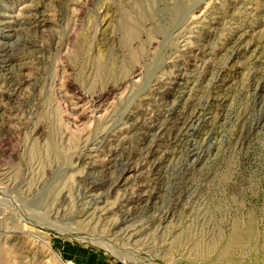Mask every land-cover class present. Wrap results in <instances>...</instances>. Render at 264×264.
Instances as JSON below:
<instances>
[{
    "label": "rangeland",
    "instance_id": "rangeland-1",
    "mask_svg": "<svg viewBox=\"0 0 264 264\" xmlns=\"http://www.w3.org/2000/svg\"><path fill=\"white\" fill-rule=\"evenodd\" d=\"M0 48V264H264V0H0Z\"/></svg>",
    "mask_w": 264,
    "mask_h": 264
},
{
    "label": "bare ground",
    "instance_id": "bare-ground-1",
    "mask_svg": "<svg viewBox=\"0 0 264 264\" xmlns=\"http://www.w3.org/2000/svg\"><path fill=\"white\" fill-rule=\"evenodd\" d=\"M39 3L40 2H33V4L32 5H30V6H28V9H27V11L30 13V14H32L34 17H36V20H35V23L36 24H40V23H42L43 21H44V19H43V16H42V14H41V12H39V10H40V5H39ZM236 16V15H235ZM32 17V16H31ZM237 34V33H236ZM5 52V50L3 49V48H0V71L2 70L3 72V74H2V76H3V80L1 81V84H0V86L2 87V86H4V88L6 87V89L5 90H7V92H6V96L7 97H9V96H11L12 94H13V91L14 90H17V89H15V88H17V87H19V85H20V79H21V77L20 78H18L16 75H14V73H12V72H10L11 70L9 69V66L11 65V64H13V60H11V59H8L7 58V56H6V54L4 53ZM9 56V55H8ZM6 67V68H5ZM18 68H20V67H18ZM18 71V70H17ZM20 75V74H19ZM182 79V78H181ZM180 83V82H179ZM196 83V82H195ZM178 84V83H177ZM180 85V84H179ZM0 87V88H1ZM179 87V86H178ZM163 88V87H162ZM112 89H114L113 87H110V88H108V93L109 92H111L112 91ZM4 89H3V91H5ZM155 91V90H154ZM158 92V91H157ZM1 93V96H4V92H0ZM102 93H104V92H102ZM158 97V96H157ZM160 97H161V95H160ZM163 97V96H162ZM11 98V97H10ZM166 101V100H165ZM183 104H185V103H183ZM179 105V104H178ZM188 105V104H187ZM185 106V105H184ZM186 107V106H185ZM192 107V106H191ZM191 107H190V109H191ZM188 108V107H187ZM193 108V107H192ZM168 109V108H167ZM183 109V108H182ZM182 109H179V110H182ZM196 109V108H195ZM196 111V110H195ZM174 113V112H173ZM193 113H195L194 112V110H193ZM181 114V113H180ZM200 115V114H199ZM175 116V115H174ZM169 117V116H168ZM193 117V116H192ZM197 117V116H196ZM200 117V116H199ZM136 118V117H135ZM133 116H131V115H129L127 118H126V122H131V124H130V126H132L135 122H136V120H134L135 119ZM166 119V118H165ZM186 119V118H185ZM194 119V118H193ZM199 119V118H198ZM178 120V117H175V118H170V119H166V120H164V124H161V125H158V126H156V125H151L149 128H147V130H148V132H155V133H162L163 131H165V130H168V129H170V128H172V126L174 127V125H175V122ZM182 120V119H181ZM184 120V119H183ZM187 120V119H186ZM196 120V119H195ZM180 121V120H179ZM190 121V120H189ZM201 121H203V120H201ZM188 122V121H187ZM196 122V121H195ZM199 122V121H198ZM193 123H194V121H193ZM157 124V123H156ZM187 125V124H186ZM26 126V125H25ZM180 126V125H179ZM135 127V126H134ZM133 127V128H134ZM195 127H196V125H195ZM140 128V127H139ZM176 128V126L174 127V129ZM199 128V127H198ZM142 129V128H141ZM180 129H181V127L180 128H178V131H180ZM202 129V128H201ZM134 130V129H133ZM171 130V129H170ZM177 130V129H176ZM28 131V130H27ZM136 131V130H135ZM139 131H140V129H139ZM190 131V129L188 130V132ZM198 131V130H197ZM164 133V132H163ZM134 134V133H133ZM148 134V133H147ZM151 134V133H150ZM166 134V133H165ZM138 135V134H137ZM153 135V134H152ZM151 135V136H152ZM192 135H197L198 136V133L196 132V130H191L190 132H189V136H192ZM113 136V135H112ZM139 136V135H138ZM176 137V136H175ZM181 137H182V135H181ZM193 137V136H192ZM192 137H191V139H192ZM110 138V137H109ZM109 138H107V139H103V143L101 144V146H100V148H101V150L99 149V148H97V147H94V148H87V149H85V151L84 152H88V154L89 153H91V152H99L98 150H100L101 152H105L107 155H109L110 157H113L114 158V163L116 164V167H118V172L116 173V176H115V178H114V181H108L107 183H105L104 181H103V177L105 176V178H106V175H107V171H108V169L109 168H103L104 170H102V171H97L98 173V175H102V179L101 180H99L98 182H89L88 181V177H89V175L90 174H88V173H94L96 170H94L93 169V164H91V163H87L86 162V159L88 158L86 155H84L83 153V155H81V156H79L78 158H77V160H76V162H78V164H84L85 165V167L88 169V171H90V172H86L85 173V176H83L82 178H81V182H82V184H83V189H84V191H83V193H85V198H87L88 200H89V202H92V203H95V204H97L98 202H96L97 201V199L99 200V198H100V196L102 195V194H97V193H99L101 190H103L104 188H107L108 186H110L111 184H113V183H117V182H119V180H120V178L122 177V175L124 174V173H127V172H132V170L134 169V166L133 165H135V161L133 160V159H131L130 157H131V155L130 156H124L122 153H123V149H122V139H119V138H117V136L115 137V138H113L112 137V139H109ZM140 138V137H139ZM182 139V138H181ZM176 140H178V139H176ZM192 141V140H191ZM196 141V140H195ZM185 142V141H184ZM113 145V148H111V146ZM188 145H189V143H188ZM160 146V145H159ZM187 147V146H186ZM133 149V148H132ZM162 149V148H161ZM195 149V148H194ZM125 150V149H124ZM153 151V150H152ZM160 151V150H159ZM158 151V152H159ZM149 152V151H148ZM183 152V151H182ZM143 153V152H142ZM155 153V152H154ZM126 154V153H125ZM133 154V153H132ZM80 155V154H79ZM135 156H136V154H134ZM141 156V155H140ZM190 156L192 157V156H194V153H192V154H190ZM197 156V155H196ZM141 158V157H140ZM145 159V158H144ZM137 160H138V157H137ZM198 160V159H197ZM150 161V160H149ZM146 162H148V160H146ZM146 162H144V163H146ZM149 163V162H148ZM96 169V168H95ZM151 170V169H150ZM135 171V170H134ZM99 172L101 173V174H99ZM103 172V173H102ZM110 172V171H109ZM92 175V174H91ZM160 175V174H159ZM97 176V175H96ZM159 180V179H158ZM160 182V181H159ZM148 185V184H147ZM146 195V194H145ZM151 197V196H150ZM126 201V200H125ZM145 201V200H144ZM127 203V202H126ZM133 204V203H132ZM142 207V206H141ZM121 208V207H120ZM125 208V207H124ZM144 208V207H143ZM154 208V207H153ZM89 210H91V208L89 209ZM93 211H95L96 212V214H94V215H96L97 217H102V212L104 211V209L102 208V207H97V208H94V209H92ZM87 210L86 211H84L83 213H82V215H81V217L83 218V217H87L86 216V214H87ZM120 212V211H119ZM123 212V211H122ZM131 212V211H130ZM91 213H93V212H91ZM106 213V212H105ZM127 214V213H126ZM105 215V214H104ZM122 215V214H121ZM123 216V215H122ZM130 217V216H129ZM129 217H128V219H129ZM31 218H32V216H31ZM29 219V218H28ZM34 219V218H33ZM127 218H123L121 221H120V223H118V224H112L113 226H112V231H114V233H116V230H118L119 228H120V226H122L124 223H125V220H126ZM128 223V222H127ZM39 224V223H38ZM42 227V226H41ZM47 227V226H46ZM111 227V226H110ZM68 228H70L69 226H68ZM72 228V227H71ZM58 228H56L55 230H57ZM67 229V228H66ZM66 229L65 230H62V234H71L70 233V231H71V229L70 230H68V231H66ZM74 230V229H73ZM20 232V231H19ZM21 233V232H20ZM17 235H18V233H16ZM130 233H126V235L125 236H127V239L129 238V239H132V238H134V235L133 234H130ZM32 236V235H31ZM139 236V235H138ZM39 237V236H38ZM38 237H35V239L37 240V241H40V242H42V239H39ZM80 237V236H79ZM136 237V236H135ZM81 238H83L84 239V237H81ZM33 239V238H32ZM100 242V241H99ZM36 243V242H35ZM44 248H45V251H46V253L48 254V255H51L52 256V253H51V249H48V246H44ZM34 255V254H33Z\"/></svg>",
    "mask_w": 264,
    "mask_h": 264
}]
</instances>
